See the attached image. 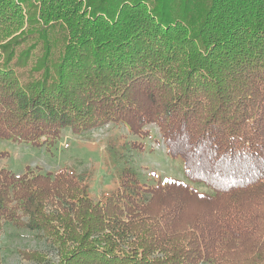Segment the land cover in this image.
<instances>
[{
  "label": "trees",
  "instance_id": "trees-1",
  "mask_svg": "<svg viewBox=\"0 0 264 264\" xmlns=\"http://www.w3.org/2000/svg\"><path fill=\"white\" fill-rule=\"evenodd\" d=\"M110 123L157 126L213 193L126 167L93 200L68 170L0 167V229L38 233L55 264H264V0H0V138Z\"/></svg>",
  "mask_w": 264,
  "mask_h": 264
},
{
  "label": "rangeland",
  "instance_id": "rangeland-1",
  "mask_svg": "<svg viewBox=\"0 0 264 264\" xmlns=\"http://www.w3.org/2000/svg\"><path fill=\"white\" fill-rule=\"evenodd\" d=\"M148 134L135 135L121 123H110L76 134L65 127L50 146L18 143L0 138V167L21 175L28 167L33 171L55 173L68 170L89 187L93 200L117 188L122 169L130 167L139 180L156 185L165 178L187 182L198 192L212 194L205 184L189 180L179 158L165 153L159 129L146 125ZM45 252L48 261L36 263L22 259L18 250ZM0 255L3 264H55L56 249L38 233L5 224L0 229Z\"/></svg>",
  "mask_w": 264,
  "mask_h": 264
}]
</instances>
